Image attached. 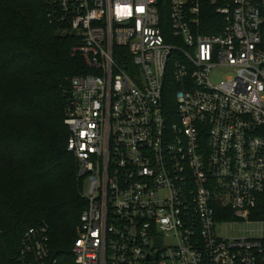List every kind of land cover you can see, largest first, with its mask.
Instances as JSON below:
<instances>
[{
    "label": "built area",
    "instance_id": "obj_1",
    "mask_svg": "<svg viewBox=\"0 0 264 264\" xmlns=\"http://www.w3.org/2000/svg\"><path fill=\"white\" fill-rule=\"evenodd\" d=\"M46 1L91 71L64 91L74 264H264L262 232L227 228L264 222V0ZM18 259L56 264L46 226Z\"/></svg>",
    "mask_w": 264,
    "mask_h": 264
},
{
    "label": "trees",
    "instance_id": "obj_2",
    "mask_svg": "<svg viewBox=\"0 0 264 264\" xmlns=\"http://www.w3.org/2000/svg\"><path fill=\"white\" fill-rule=\"evenodd\" d=\"M47 10L46 0H0V264H23V236L42 226L56 264H74L86 209L77 162L66 152L64 91L91 71ZM175 91L168 86L164 99L170 113Z\"/></svg>",
    "mask_w": 264,
    "mask_h": 264
},
{
    "label": "rangeland",
    "instance_id": "obj_3",
    "mask_svg": "<svg viewBox=\"0 0 264 264\" xmlns=\"http://www.w3.org/2000/svg\"><path fill=\"white\" fill-rule=\"evenodd\" d=\"M229 75L228 70H224L221 73L217 74V78H223ZM227 228L230 231V235L234 237H247L251 236H260L262 232V236L264 237V222L261 223H239L234 225H228ZM226 227L222 226L221 231L225 232Z\"/></svg>",
    "mask_w": 264,
    "mask_h": 264
}]
</instances>
